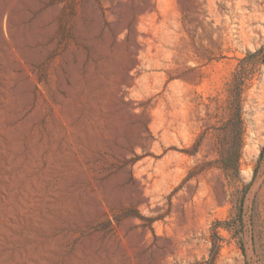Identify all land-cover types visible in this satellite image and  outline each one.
<instances>
[{"label": "rangeland", "instance_id": "rangeland-1", "mask_svg": "<svg viewBox=\"0 0 264 264\" xmlns=\"http://www.w3.org/2000/svg\"><path fill=\"white\" fill-rule=\"evenodd\" d=\"M259 48L264 0H0V264H204L250 181L217 264H264L261 62L217 162Z\"/></svg>", "mask_w": 264, "mask_h": 264}, {"label": "trees", "instance_id": "trees-1", "mask_svg": "<svg viewBox=\"0 0 264 264\" xmlns=\"http://www.w3.org/2000/svg\"><path fill=\"white\" fill-rule=\"evenodd\" d=\"M261 62L264 65V55L261 48L247 52L242 57L232 74L231 85L228 92V116L223 124L227 136L225 148L218 147L219 158L217 160L219 167L224 172L230 183L240 182L239 178V159L243 146V119H242V94L247 88L251 63ZM263 148L259 153L258 161L263 158ZM255 173V171H254ZM254 178V175L252 179ZM252 181L247 184H241V196L238 200V208L235 213L226 220H216L211 226L210 248L208 257L204 264H217L219 251L222 246L223 238L219 234V229L240 232L243 229V200ZM241 247V246H240ZM243 249V248H241Z\"/></svg>", "mask_w": 264, "mask_h": 264}]
</instances>
